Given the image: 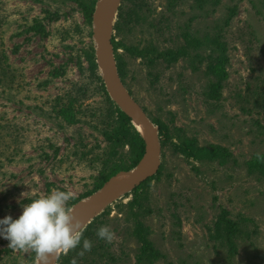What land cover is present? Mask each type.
<instances>
[{"label":"rangeland","instance_id":"obj_1","mask_svg":"<svg viewBox=\"0 0 264 264\" xmlns=\"http://www.w3.org/2000/svg\"><path fill=\"white\" fill-rule=\"evenodd\" d=\"M209 1L205 10L196 9L191 0L179 5L164 35L144 23L117 38L139 48L153 42L161 50L185 46L184 31L197 40L217 33L228 47L227 80L217 103L206 94L215 82L206 71L208 56H215L211 49L190 45L186 57L169 67L162 62L150 67L122 53L125 86L151 120L167 124L173 135L196 139L199 146L221 145L231 153L219 166L187 159L170 143L163 147L161 172L147 189L144 206L151 211L142 218L161 255L153 264H264V179L246 168L255 155L264 156V119L241 112L238 104L246 83L264 74V0ZM149 5L152 19L165 10V0H149ZM0 22L5 52L18 77L13 88L0 86V120L8 132L3 134L5 154L0 158L2 220L19 217L24 204L53 188L71 191L69 203L84 198L94 188L97 170L89 166L90 156L84 159L80 153H100L107 144L88 117L69 125L54 111L57 98L64 103L78 93L76 88L85 87L81 107L102 106L85 57L90 47L95 50L93 27L78 5L72 0H0ZM38 23L44 34L32 30ZM154 75L158 80L152 84ZM131 198L125 193L101 212L108 211L107 226L116 235L109 252L121 259L118 264H135L139 247L131 234L133 222L123 218L124 207L117 208ZM222 211L244 221L235 254L214 233ZM8 245L0 236V264H36L33 251H14Z\"/></svg>","mask_w":264,"mask_h":264},{"label":"trees","instance_id":"obj_2","mask_svg":"<svg viewBox=\"0 0 264 264\" xmlns=\"http://www.w3.org/2000/svg\"><path fill=\"white\" fill-rule=\"evenodd\" d=\"M81 9L83 16L88 25L92 23V15L95 4L98 0H72ZM186 0H165V12L162 11L158 17L151 18L154 14L149 5V0H121L117 9L115 21L113 22V33L110 36V45L112 47V55L115 61L116 69L119 77L125 84L124 80L127 77L126 63L122 53L125 51L129 55L141 59L150 67H155L158 62H162L166 67L176 63L179 59L186 57L188 47L192 48L207 47L215 53L212 58L208 56L207 74L215 79V82L208 85L206 92L209 100L215 103L221 100L222 82L227 80L226 65L228 63L227 43L223 40L222 35L207 33L202 40L191 38L189 32H181L184 39V45H176L159 50L153 42L139 48L136 46L126 45L122 39H117L122 33L130 32L135 26H142L144 23L148 25L156 34L164 35L171 30L175 9L183 4ZM192 6L196 9L205 10L210 3L209 0H191ZM219 0H214L212 5L218 4ZM127 3V5H124ZM235 9L232 10L234 15ZM166 13V14H165ZM231 17V16H230ZM229 17V18H230ZM150 18V19H149ZM229 18L226 20L228 24ZM149 19V20H148ZM2 23L0 22V86L13 88L17 85L18 77L16 70L9 64L8 56L5 52ZM32 30L37 33L44 34V28L38 23L32 27ZM85 57L89 64V70L93 79L96 81L98 90L100 91L103 101L102 106L97 109L81 107V102L86 97L88 88H76L75 93L67 96L66 102L61 103L62 99L57 98V104L54 107L55 114L66 121L69 125H75L82 121L80 117H88L99 128L100 134L106 141V148L100 153L81 152L80 157L88 160L89 166L97 170V176L94 179V188L86 193L85 197L89 196L98 190L105 182L121 172H127L133 169L140 161L146 151V142L137 131L129 117L120 107L113 101L104 86L103 80L98 72V67L95 59V50L90 47L85 52ZM199 57V55H198ZM158 80V76L154 75L152 84ZM131 93V92H130ZM132 94V93H131ZM238 104L241 112L252 115L253 113L264 119V74H257L246 83L244 94H238ZM89 108V109H88ZM144 109V108H143ZM145 110V109H144ZM80 120V121H79ZM260 120V119H259ZM153 123L158 127L159 136L161 139V147L170 143L173 145L174 151L181 153L187 159H194L197 162L217 163L219 166L226 164L230 158V151L221 145L208 144L199 146L194 138H187L183 134L173 135L169 126L159 119H152ZM258 122V121H257ZM259 124V122H258ZM93 127V126H92ZM7 127L0 120V158L5 154L6 143L4 135H8ZM6 131V132H5ZM178 131H181L178 129ZM5 132V133H4ZM4 134V135H3ZM177 139L178 143H172V140ZM2 144H4L2 146ZM127 148V150H125ZM162 156V154H161ZM262 156V155H261ZM162 166L158 172L135 187L130 193L131 199L126 203L117 205L118 210L124 207L121 212H124L126 220L133 222L132 236L138 243V248L135 253V264H153L161 255L154 247L150 240V231L142 221L145 214L151 210L144 205L147 201V189L150 183L157 179ZM247 172L250 175L264 179V162L257 160V155L246 162ZM84 197V198H85ZM83 198L74 199L69 203L72 207L77 201ZM108 211L105 210L90 223L84 227V238L92 242V249L86 252L82 257L78 253L83 249V240L80 246L75 250L69 251L66 255L61 253L56 261V264H71L75 258L77 264H118L121 259L115 254L110 253V243L98 239L96 232L101 226L109 224ZM228 213L222 211L220 217L214 224V233L223 246H226L230 254H235L237 244L235 239L243 231V219L233 220L229 218ZM14 218L15 219H18ZM119 220V219H114ZM34 255H36L34 253ZM36 260V256L32 258ZM264 262V259H262Z\"/></svg>","mask_w":264,"mask_h":264},{"label":"water","instance_id":"obj_3","mask_svg":"<svg viewBox=\"0 0 264 264\" xmlns=\"http://www.w3.org/2000/svg\"><path fill=\"white\" fill-rule=\"evenodd\" d=\"M117 9L113 17L111 0H98L95 4L92 15V27L96 64L109 97L115 101L122 111L131 117L134 127L146 142V151L133 169L118 173L105 182L98 190L73 204L74 214L78 219H81L89 212V223L115 200L125 193L131 192L142 182L154 176L161 165L162 147L158 127L127 89L119 77L117 69L115 74L111 73L108 69L109 58H112L113 61L114 58L109 41L110 36L106 38V30L109 23L113 25ZM117 98L121 99L123 108L117 102ZM135 120L139 122L146 137L135 124ZM60 254L58 253L52 258L51 264H56ZM36 264H38L37 260Z\"/></svg>","mask_w":264,"mask_h":264},{"label":"clouds","instance_id":"obj_4","mask_svg":"<svg viewBox=\"0 0 264 264\" xmlns=\"http://www.w3.org/2000/svg\"><path fill=\"white\" fill-rule=\"evenodd\" d=\"M257 160L264 162V156L258 153ZM72 199L71 191L51 189L49 194L24 204L18 219L7 216L0 220V236L9 241L8 247L14 251H33L38 264H51L56 254L66 255L83 240V249L78 253L82 257L91 251L93 245L83 236V222L69 204ZM96 235L106 243L116 238L107 225L98 228ZM71 264H77V260L74 258Z\"/></svg>","mask_w":264,"mask_h":264},{"label":"bare ground","instance_id":"obj_5","mask_svg":"<svg viewBox=\"0 0 264 264\" xmlns=\"http://www.w3.org/2000/svg\"><path fill=\"white\" fill-rule=\"evenodd\" d=\"M119 3H120V0H111V8L113 10V17H114V13H115L116 9L118 8ZM111 32H112V24L109 23V25L107 27V30H106V38L111 36ZM107 65H108L109 71L111 73L115 74L116 73V67H115V63L112 60V58H109V61H108ZM117 102L123 108L120 98H117ZM134 122L137 125V127L141 130L142 134L146 137V135L144 133V130L141 129V126H140L139 122L136 121V120ZM80 220L83 222V228H84L90 221L89 212H87Z\"/></svg>","mask_w":264,"mask_h":264}]
</instances>
